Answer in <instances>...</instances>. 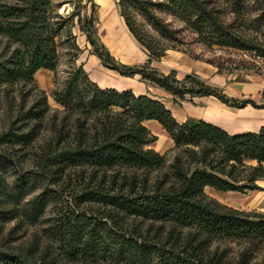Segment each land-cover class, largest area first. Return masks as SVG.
I'll list each match as a JSON object with an SVG mask.
<instances>
[{
	"label": "trees",
	"instance_id": "obj_1",
	"mask_svg": "<svg viewBox=\"0 0 264 264\" xmlns=\"http://www.w3.org/2000/svg\"><path fill=\"white\" fill-rule=\"evenodd\" d=\"M65 2L0 0V94L30 88L6 104L5 115L0 96V264H264V213L206 194L264 190L257 183L264 179V126L231 134L204 120L181 123L155 97L100 87L75 67L77 54L52 93L61 109L51 108L44 91L31 106L25 101L37 72L57 71L60 46L78 24L123 76L140 75L182 100L215 96L231 107L264 109V90L257 105L229 99L196 75L178 80L151 67L179 50L186 33L208 49L245 54L252 65L264 61V0H119L149 55L141 66L100 51L94 14L82 16L69 0L74 8L63 16ZM145 121L170 135L172 158L148 149L157 137ZM12 224V236L33 227L31 239L3 240Z\"/></svg>",
	"mask_w": 264,
	"mask_h": 264
},
{
	"label": "rangeland",
	"instance_id": "obj_2",
	"mask_svg": "<svg viewBox=\"0 0 264 264\" xmlns=\"http://www.w3.org/2000/svg\"><path fill=\"white\" fill-rule=\"evenodd\" d=\"M119 0H94L95 8H92L90 0H73L80 9L81 14L90 16L94 14V34L93 38L97 43L100 51L108 52L117 63L127 66H141L148 62L149 55L147 51L139 42L132 44L124 53L116 52L111 47L109 40L105 38V34H101L102 20L101 15L105 8L112 7L115 15L123 23V33L128 32L124 19L122 18L119 7ZM74 5L69 3V0L61 5L58 13L63 16L71 14ZM117 19V25H121ZM78 17L75 18L77 22ZM139 25L146 21L137 16ZM88 29V28H87ZM143 29L148 30L150 26L146 24ZM73 39L69 42H63L60 46V63L56 72L50 70H40L34 76V84L30 94H26L25 101L28 106H31L40 98V91H44L47 96V101L53 110L61 109L53 99L52 93L55 89L64 85L66 72L73 64L72 57L77 54L78 58L75 61V67L81 66L88 73L91 80L96 82L102 88L114 86L115 89L132 90L136 94H144L155 97L161 100L168 109L171 110L174 117L182 123V120L189 116V118H200L206 116L207 101L218 99L215 96L210 97H195L190 95L182 100L179 96H175L164 90L142 80L140 75L134 77H127L112 70L110 63L105 65L103 58L101 59L96 54V48L91 44L88 36V31H82L80 26L76 24L72 28ZM132 35V34H131ZM185 43L179 50L169 49L166 55L160 60H154L151 67L157 69L160 73L165 75L175 72L178 80L184 79L188 74L196 75L198 78L204 80L207 84L218 88L222 95L227 98H237L239 100L251 99L255 100L257 105H262V92L264 90V61L260 60L257 65H252L251 58L245 54L224 51L219 48L208 49L199 45L195 41V37L186 33L184 35ZM5 43L0 39V51L4 48ZM56 76L57 79H56ZM123 85L121 88L120 86ZM110 87V88H114ZM30 88L24 87L22 84L16 85L7 92H1L2 114L5 115L7 103L13 101L19 103L22 100L21 94L28 92ZM210 98V99H209ZM219 100V99H218ZM220 101V100H219ZM222 102V101H221ZM208 103V106H209ZM223 103V102H222ZM225 104V103H223ZM229 108L231 107L225 104ZM207 107V108H206ZM253 107V106H252ZM5 109V110H4ZM205 111V112H204ZM5 118V117H4ZM156 128H148L151 134L157 137V140L148 146V149H153L161 154H166L170 159L172 158V149L174 142L166 130L156 122ZM224 128L230 129L226 126ZM246 132L239 130L237 133ZM206 194L216 200L217 202L243 211H256L264 213V190H256L248 193L238 192H221L212 188H206ZM14 225H9L6 228V235L3 240H29V236L33 232V227L25 234L22 231L16 235H9V231Z\"/></svg>",
	"mask_w": 264,
	"mask_h": 264
},
{
	"label": "crops",
	"instance_id": "obj_3",
	"mask_svg": "<svg viewBox=\"0 0 264 264\" xmlns=\"http://www.w3.org/2000/svg\"><path fill=\"white\" fill-rule=\"evenodd\" d=\"M109 87H114V86H109ZM214 100L219 101L218 99H214ZM208 103L209 100L207 101L208 108L206 107L207 108L206 116L209 119L205 118L204 116L200 118H189V116H187L182 120V122H185L188 119L204 120L206 122L212 123L214 125H217L225 129L231 134H235L239 130H245L246 132H255L264 126V109H258L252 107L251 105H248L245 108H237V110H234L235 108L231 109L224 104L228 108V110L226 111V110L218 109L212 100H210L209 106ZM155 123L156 121H145L144 125L147 128L151 127L154 129L156 128ZM224 126L230 129L224 128ZM257 183L261 188L264 189V179L259 180Z\"/></svg>",
	"mask_w": 264,
	"mask_h": 264
},
{
	"label": "bare ground",
	"instance_id": "obj_4",
	"mask_svg": "<svg viewBox=\"0 0 264 264\" xmlns=\"http://www.w3.org/2000/svg\"><path fill=\"white\" fill-rule=\"evenodd\" d=\"M114 9L112 7H107L103 10L101 15L102 26L101 34H105V38L110 41L111 47L116 52L124 53L128 50V47L132 44H137L135 38L128 32L123 33V23L118 19V15H115ZM117 19L122 24L117 25ZM123 85L120 86V88ZM218 109L228 110V108L217 100H212ZM238 132V131H237Z\"/></svg>",
	"mask_w": 264,
	"mask_h": 264
}]
</instances>
